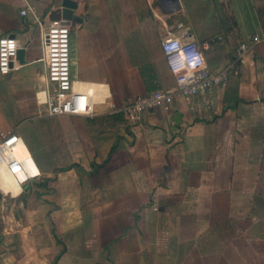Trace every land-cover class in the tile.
I'll use <instances>...</instances> for the list:
<instances>
[{
    "label": "crops",
    "instance_id": "obj_1",
    "mask_svg": "<svg viewBox=\"0 0 264 264\" xmlns=\"http://www.w3.org/2000/svg\"><path fill=\"white\" fill-rule=\"evenodd\" d=\"M73 1L72 78L103 83L108 92L93 117L70 116L83 168L60 170L49 184L51 229L62 245L23 247L17 264L35 256L36 264H51L63 247L55 264H264V0H251L250 24L239 21V0H178L170 13L157 0ZM59 2L0 0V36L16 37L21 59L0 74V137L41 108L44 28L35 15L47 23ZM168 27L209 40L204 54L214 71L234 63L241 42L251 44L254 35L259 41L237 60L211 105L175 98L169 111L151 108L132 127L111 107L173 88L161 49ZM5 102L15 117L3 116ZM19 146V156L25 146L40 172L30 149ZM16 187L14 195L11 188L0 192L17 196ZM218 230L228 235L225 245L210 238ZM10 258L0 252V264Z\"/></svg>",
    "mask_w": 264,
    "mask_h": 264
},
{
    "label": "built area",
    "instance_id": "obj_2",
    "mask_svg": "<svg viewBox=\"0 0 264 264\" xmlns=\"http://www.w3.org/2000/svg\"><path fill=\"white\" fill-rule=\"evenodd\" d=\"M26 10H21L25 14ZM38 26L44 28V52L40 59L45 65L46 84L36 93V102L40 105L41 115L47 116H83L93 117L96 105L105 102L106 96L95 97L87 83H79L72 78L70 26L62 19H50L46 24L35 15ZM259 41L257 35L252 43L241 42L237 47L234 63H229L214 71L206 63L204 51L210 47L209 40L198 41L192 31L182 28L179 31L166 28L161 39V49L166 66L174 77L171 89H155L140 94L123 105H112L111 111L121 113L126 123L132 127L140 124L142 114L151 108L169 111L175 98L191 102L198 98L205 106L213 103L212 95L216 89L223 87L237 60ZM18 42L14 35L0 36V74L9 73L12 68L20 66L17 58ZM24 142L16 131H9L0 137V169L8 172L22 190V185L40 172H29L23 158L15 155L13 145ZM14 153L12 158L6 155ZM3 192V189L0 187Z\"/></svg>",
    "mask_w": 264,
    "mask_h": 264
},
{
    "label": "rangeland",
    "instance_id": "obj_3",
    "mask_svg": "<svg viewBox=\"0 0 264 264\" xmlns=\"http://www.w3.org/2000/svg\"><path fill=\"white\" fill-rule=\"evenodd\" d=\"M252 4L251 0H239L240 22L251 23L254 15ZM113 91L118 94V87L113 88ZM2 95L3 93H0V96ZM3 99L9 100L14 105L7 94ZM10 103L5 102L2 111L4 117L11 119L15 115ZM40 111L39 109L28 116L18 117L15 128L23 137L24 144L30 149L40 175L24 183L17 196L0 192V252H4L5 256L10 255L9 264H17L15 259L20 256L23 247L40 251L42 246L48 247L51 244L53 247L56 245L60 247L62 245L61 238L51 229L50 214L54 204L48 195L53 193V187L49 184L55 180V175L60 168L73 165L83 168L80 165L81 157L76 155L80 151L81 143L78 141L79 135L73 129L74 119L70 115L46 117L41 115ZM88 161L89 158L85 163L87 164ZM93 167L91 166V171L95 170ZM217 232L218 235L211 236V240L220 239L217 244L224 241L225 245L228 235L222 234L219 230ZM6 252L8 254H5ZM52 260L50 257V262ZM31 261V264H36V256Z\"/></svg>",
    "mask_w": 264,
    "mask_h": 264
},
{
    "label": "bare ground",
    "instance_id": "obj_4",
    "mask_svg": "<svg viewBox=\"0 0 264 264\" xmlns=\"http://www.w3.org/2000/svg\"><path fill=\"white\" fill-rule=\"evenodd\" d=\"M89 86H90V90L92 91V93L95 95V97H100V99L102 98V96L106 95L107 94V87L105 84L103 83H87ZM23 144V142H18V143H15L13 145L14 147V152H15V155L19 156V153H17V147H21ZM21 158H23L25 164H26V168L28 169L29 172H36V168L34 167V164L32 163L31 159H30V162H29V158H27L28 156V150L25 149V146L21 148ZM9 159L12 158L14 156V153H9L6 155ZM24 156H26V158H24ZM31 167H30V166ZM32 168V170H31ZM0 175H2L4 177V182H0V184H2V186L4 187L3 189H8V188H11L12 189V192H13V195L18 191V188L16 187V183L14 182L13 180V177L8 173V172H5L4 170H1L0 169ZM17 194V193H16Z\"/></svg>",
    "mask_w": 264,
    "mask_h": 264
},
{
    "label": "water",
    "instance_id": "obj_5",
    "mask_svg": "<svg viewBox=\"0 0 264 264\" xmlns=\"http://www.w3.org/2000/svg\"><path fill=\"white\" fill-rule=\"evenodd\" d=\"M162 10L166 13L176 11L180 8L178 0H157ZM76 2L73 0H60L59 4L51 10V19H62L70 24L73 20V9ZM17 58L20 59V50L17 49Z\"/></svg>",
    "mask_w": 264,
    "mask_h": 264
},
{
    "label": "trees",
    "instance_id": "obj_6",
    "mask_svg": "<svg viewBox=\"0 0 264 264\" xmlns=\"http://www.w3.org/2000/svg\"><path fill=\"white\" fill-rule=\"evenodd\" d=\"M263 9H264V7H263ZM150 67H145L144 68V70H143V72H142V74H150V72H152V69L150 68ZM154 77V76H153ZM145 79V78H144ZM148 89H151L149 86H148ZM26 143V142H25ZM113 150V146H111V148H110V151H109V153L111 152ZM68 167L69 166H65V167H63V168H60V170H65V169H68ZM55 235V234H54ZM57 239V241H60V239H58V238H56ZM63 249H64V247L55 255V257L53 258V260L51 261V264H55V261H56V259L58 258V256L63 252Z\"/></svg>",
    "mask_w": 264,
    "mask_h": 264
}]
</instances>
